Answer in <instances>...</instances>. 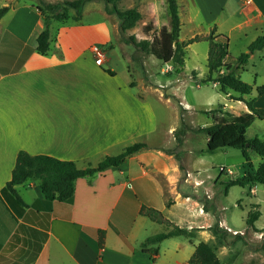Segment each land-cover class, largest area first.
Listing matches in <instances>:
<instances>
[{"label": "crops", "instance_id": "obj_1", "mask_svg": "<svg viewBox=\"0 0 264 264\" xmlns=\"http://www.w3.org/2000/svg\"><path fill=\"white\" fill-rule=\"evenodd\" d=\"M92 1L84 3L78 20L69 9L67 19L51 22L49 49L40 54L36 51L37 35L44 28L40 0H0V7L8 6L0 18V264H188L194 248L184 236L163 239L155 244L154 254L141 248L147 236L160 232L154 224L161 228L163 224L140 209L153 207L174 224L195 228L200 236L206 226L211 230L212 219L209 225L210 220L195 224L189 209L211 212L204 205L213 198L206 191L197 192L190 178L205 153L196 140L202 132L198 128L212 122L210 109L215 106L204 110L211 121L197 126L194 136L187 125L177 129V112L176 121L162 127L151 100L139 90L145 88L143 82L133 80L127 58L113 44L118 17L98 0L105 21L85 28L78 23ZM176 1L181 41L215 27L216 33L228 37V51L236 57L249 52V44L264 35V0ZM131 7L140 11L141 20L143 15L168 12L165 0H137L126 8ZM202 40L189 42L185 57ZM93 44L102 45L104 60L97 61ZM263 50L250 53L249 60L262 64L258 52ZM258 76L264 81L262 72ZM177 80L168 84L173 94L170 87ZM251 84L253 89L246 94L250 97L242 98H253L255 107L264 108V94L256 96V81ZM175 98L188 110L183 97ZM169 99L157 97L159 102ZM217 106L221 109L217 112L232 118L251 112L234 97ZM205 140L207 144V135ZM134 142L148 147L118 166L78 177L70 200H46L35 178L15 185L19 202L15 198L9 202L1 192L20 150L72 160L82 168ZM98 230L104 231L102 237ZM164 241L169 243L163 247Z\"/></svg>", "mask_w": 264, "mask_h": 264}, {"label": "trees", "instance_id": "obj_2", "mask_svg": "<svg viewBox=\"0 0 264 264\" xmlns=\"http://www.w3.org/2000/svg\"><path fill=\"white\" fill-rule=\"evenodd\" d=\"M87 0H57L46 2L40 0L38 8L44 16V28L37 35L36 51L45 54L51 41V22L53 20L62 21L69 17L68 10L73 9V18L78 20L84 3ZM105 10L114 13L120 22L122 30L132 28L140 19L141 13L136 7L120 9L117 5L118 0H103ZM169 14V28H162L159 35L152 40L143 38L136 40L134 36L129 37V42L134 46L140 47L147 53H151L163 63L171 62L174 65V72L181 71L185 63L186 45L189 42L200 38L208 40V50L206 57L207 71L201 77L203 83H216L218 90L226 93L234 91L242 99L250 113L240 114L232 120L217 117L212 109V122L208 125L199 127L198 130L206 133L208 141L205 151L212 152L220 148L232 147L241 151L243 158L247 161L250 151L257 153L261 158V163L254 171L244 170L236 177H232L224 182V190L232 185H250L258 182L264 184V138L257 135L246 136V129L251 125L254 117L264 119V108L255 107L252 99H243L242 95L251 93L253 85L241 79L240 72L245 69L249 54L255 50L264 48V35H258L248 46V52H243L236 57H231L228 51V37L222 33H216L212 27L205 35H196L188 40H179L180 19L178 14V4L176 0H165ZM8 6L0 7V18L6 13ZM232 58V59H231ZM230 59V60H229ZM194 74V72H193ZM195 75V74H194ZM196 77V76H193ZM256 95L264 94V84L255 86ZM184 130V128L182 129ZM181 131V130H180ZM148 147L145 142H134L125 147L123 151L115 155H106L95 165L78 167L72 160L59 159L47 154H30L20 150L16 155L14 167L11 171L10 179L2 187L1 192L9 202L15 198L20 201L15 185L23 183L29 178L39 180V187L44 198L48 201L70 200L73 196L75 181L78 177L92 176L110 166H118L126 157ZM254 207L258 204H254ZM140 213L150 219L162 223L167 229L147 236L141 243V248L154 254L157 252V244L163 239L171 236H184L188 239L195 237V228H186L174 224L165 218L162 213L153 208L143 206ZM260 211L252 208L247 213L246 223L254 226ZM103 230H98L102 237ZM217 237V236H216ZM218 238V237H217ZM188 264H222L213 246L207 241L200 240L195 244L194 251L188 258Z\"/></svg>", "mask_w": 264, "mask_h": 264}, {"label": "rangeland", "instance_id": "obj_3", "mask_svg": "<svg viewBox=\"0 0 264 264\" xmlns=\"http://www.w3.org/2000/svg\"><path fill=\"white\" fill-rule=\"evenodd\" d=\"M100 1L104 5V1ZM134 2L136 3L137 0H118L117 5L120 9H124ZM99 4L100 2L98 0H93L88 4L84 16L78 22L83 25L82 28H85L87 24H98L105 21L103 12L99 10ZM142 18V20L140 18L136 22L135 26L125 30L121 29L119 22L118 31L114 35L113 44H117L122 54L127 58L133 80H140L143 82L145 88L143 89L140 87L139 90L145 97H149V100H151L153 109L159 113L161 123L163 124L162 127L174 123L176 121L174 115L177 112L179 115L177 129L181 130L187 125L191 131L190 136H194L195 132H198L196 130L197 126L204 124L206 121H211L207 119L204 110L214 106L215 109H217L214 112L217 117H223L226 120L234 119L230 117L229 114L221 115L217 112L221 110L217 104L220 102L222 103L224 100L227 101V97L236 98L240 96L234 91H231V94L227 96L211 83H203L200 81L201 77H203L207 71L206 56L208 40L202 38L205 40L193 44L192 47L188 49L189 54L185 57L184 65L181 71L176 73L174 72V65L171 62L163 63L151 53H147L140 47L134 46L129 42V37L131 35L134 36L136 40L143 38L152 40L154 36L159 35L162 28L168 29V12L167 15H163L162 13L151 17L149 15H143ZM68 21L74 22L73 20ZM83 39L86 40V37H83ZM96 39L99 41L101 38L98 36ZM106 49L111 50L109 47H106ZM234 50H236V48L231 50L232 54H234ZM258 54L262 56V64L258 63V60L254 62L253 60L250 61L248 58L245 69L240 72L242 80L250 84L255 80L256 86L264 84V81L258 76L261 72L264 75V50L258 52ZM169 73L172 75H169ZM175 77L179 79L176 81L179 83L170 87L172 91L175 92V94H173L170 92V85L168 84L172 83L171 81H174ZM157 97H163V99L170 98L169 103L159 102ZM175 97H183L188 104V110L183 109L179 104L178 98ZM244 97L247 98L250 97V95H244ZM188 123H191V125L193 124L194 127H191ZM253 134L260 138H264V119H255L247 129L246 135L248 137ZM205 137L206 133L201 132L196 139L203 148H206ZM204 152L203 157L197 159L196 167L198 171L191 175L190 184L194 186L197 192L206 191L207 194L213 198L215 210L218 212L219 219L222 222L221 224L228 228V233L230 235H233L234 232H242L253 242L264 238V184L258 182L245 186L236 184L229 186L227 191L224 190L225 181L242 174L244 170L254 171L261 163L262 158L257 153L250 151V157L246 161L241 151L232 147L220 148L212 152L205 151L204 149ZM220 165L232 169L233 174L220 172L218 169ZM254 204H258V206L254 207ZM252 208H256L260 211L258 219L254 222V226H250L246 223L247 213ZM189 212H192V219L195 224L197 222L205 224L210 220L208 223L209 225L212 223L211 219L213 222L215 221L213 211L208 214H202L198 212L195 207L193 211L189 209ZM154 225L159 231L164 230V225L162 228L161 225H159V227L156 224ZM204 229L206 230L203 232V236H200L201 233L195 230V237L187 242L189 248L191 245L194 248L195 244L200 240H204L213 246L222 264H264V258L261 253L253 252L247 248L240 249L237 246H226L216 237L209 227L206 226ZM168 243L169 242L164 241L162 244L163 247L168 245Z\"/></svg>", "mask_w": 264, "mask_h": 264}, {"label": "water", "instance_id": "obj_4", "mask_svg": "<svg viewBox=\"0 0 264 264\" xmlns=\"http://www.w3.org/2000/svg\"><path fill=\"white\" fill-rule=\"evenodd\" d=\"M250 53V52H248ZM209 208L214 212L215 221L210 226L213 233L226 246H237L240 249L247 248L253 252H259L264 258V238L256 242L249 240L247 235L242 232H234L233 235L228 233V228L223 226L219 220L218 212L215 210L213 200L205 201L204 209Z\"/></svg>", "mask_w": 264, "mask_h": 264}, {"label": "built area", "instance_id": "obj_5", "mask_svg": "<svg viewBox=\"0 0 264 264\" xmlns=\"http://www.w3.org/2000/svg\"><path fill=\"white\" fill-rule=\"evenodd\" d=\"M92 50L95 54V57L97 59V61H102L104 60L105 57V52L104 49L99 45V44H93L92 45ZM210 115L212 116V113H210ZM220 172H226L227 174H233V170L230 169L229 167H225L223 165H220L218 167Z\"/></svg>", "mask_w": 264, "mask_h": 264}]
</instances>
